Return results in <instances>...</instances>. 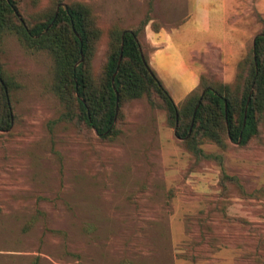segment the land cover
Instances as JSON below:
<instances>
[{
  "label": "rangeland",
  "instance_id": "rangeland-1",
  "mask_svg": "<svg viewBox=\"0 0 264 264\" xmlns=\"http://www.w3.org/2000/svg\"><path fill=\"white\" fill-rule=\"evenodd\" d=\"M83 1L103 23L127 26L145 12L143 0ZM101 55L102 45L93 64ZM0 60L20 84L15 123L0 131V264H264V197L232 190L223 212L241 222L215 216L200 226L220 197L219 167L176 144L163 110L132 100L120 134L102 143L56 120L46 54L6 36ZM201 147L220 152L245 189L264 187V142Z\"/></svg>",
  "mask_w": 264,
  "mask_h": 264
},
{
  "label": "trees",
  "instance_id": "trees-1",
  "mask_svg": "<svg viewBox=\"0 0 264 264\" xmlns=\"http://www.w3.org/2000/svg\"><path fill=\"white\" fill-rule=\"evenodd\" d=\"M29 1L32 8L26 10L23 0H0V47L6 36H12L24 50L49 57L48 87L59 104L56 120L79 127L99 142H112L128 122L132 100L143 98L150 108L163 110V125L173 129V138L182 150L195 160H211L219 167L220 197L200 212L198 224L203 227L204 221L215 216L222 223L241 222L224 214L223 201L232 190L241 197H264V187L245 189L240 178L223 166V155L205 151L201 145L211 143L221 151L263 145L261 14L252 10L258 28L253 42L236 61L231 81H222L206 68L199 74L197 85L174 104L147 63L149 47L143 28L149 20L152 30L161 26L150 15L153 0H143L141 20L127 26L101 22L83 0ZM100 45L102 55L93 64ZM19 86L0 60L1 132L15 123L12 101ZM207 229L211 233L208 225Z\"/></svg>",
  "mask_w": 264,
  "mask_h": 264
},
{
  "label": "crops",
  "instance_id": "crops-1",
  "mask_svg": "<svg viewBox=\"0 0 264 264\" xmlns=\"http://www.w3.org/2000/svg\"><path fill=\"white\" fill-rule=\"evenodd\" d=\"M252 10L264 18V0H153L157 30L143 28L147 63L171 101L179 103L206 68L231 81L236 61L257 29Z\"/></svg>",
  "mask_w": 264,
  "mask_h": 264
},
{
  "label": "water",
  "instance_id": "water-1",
  "mask_svg": "<svg viewBox=\"0 0 264 264\" xmlns=\"http://www.w3.org/2000/svg\"><path fill=\"white\" fill-rule=\"evenodd\" d=\"M252 42H253V38H252ZM252 42H251V43H252Z\"/></svg>",
  "mask_w": 264,
  "mask_h": 264
}]
</instances>
